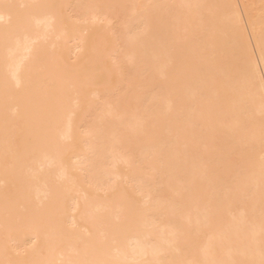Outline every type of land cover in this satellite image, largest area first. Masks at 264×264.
Wrapping results in <instances>:
<instances>
[{
    "label": "bare ground",
    "instance_id": "obj_1",
    "mask_svg": "<svg viewBox=\"0 0 264 264\" xmlns=\"http://www.w3.org/2000/svg\"><path fill=\"white\" fill-rule=\"evenodd\" d=\"M0 264H264V0H0Z\"/></svg>",
    "mask_w": 264,
    "mask_h": 264
}]
</instances>
